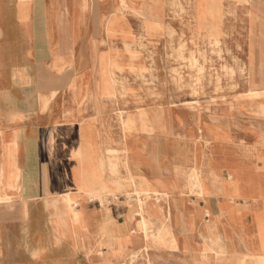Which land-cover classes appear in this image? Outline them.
I'll return each mask as SVG.
<instances>
[{
	"label": "rangeland",
	"instance_id": "rangeland-1",
	"mask_svg": "<svg viewBox=\"0 0 264 264\" xmlns=\"http://www.w3.org/2000/svg\"><path fill=\"white\" fill-rule=\"evenodd\" d=\"M156 1L48 0L47 4L28 5L31 14L43 12L48 17L44 21L49 26V41L42 43L45 62L60 65L56 69L59 78L69 71L75 79L74 90L66 84L59 85L54 103L60 108L56 107L51 117H44L45 127L52 123L57 129L53 137L56 161L51 163L50 172L53 175L55 167H59V193L44 197V211L41 216L38 212L42 229L12 231V235L28 237L23 248L31 247L37 234L42 236L43 264H87L84 244L79 241L81 236L74 233L71 219L58 216L60 210L66 211L63 193L79 188L76 164L69 151L79 144L80 126L84 123L91 122L87 131L91 139L98 141L95 146L100 151L128 143L131 160L143 166L161 154L159 165L172 180L181 179L174 164L180 165L184 156H196L220 164L235 160L243 171L264 181V0ZM113 16L118 28L109 33L106 22ZM33 22L29 20V24ZM41 30L46 32V27ZM26 39L27 47H39L35 36ZM109 56L114 60L121 91L117 96L107 91L106 69L99 60ZM69 109L74 112L72 119L66 117ZM120 110L136 120L146 114L147 124L149 121L154 129L152 134L142 131L140 122L125 132L118 120ZM44 134L45 140L49 139L50 133ZM211 136L221 142L210 143ZM43 149L45 162L53 161L48 158L51 152L47 144ZM105 169V178H113ZM120 175L125 177L124 168ZM152 200L167 209L169 202L165 199ZM84 203L94 214L101 209L98 200L85 199ZM128 203L125 191L104 207L123 221ZM188 235L190 242L181 244L179 251L169 244L149 248L154 264H192L196 263L194 258L210 264L199 229H191ZM85 247H89L91 255L99 250V244ZM78 250L82 256L73 259V252ZM137 263L146 264L141 256L134 264Z\"/></svg>",
	"mask_w": 264,
	"mask_h": 264
},
{
	"label": "crops",
	"instance_id": "crops-1",
	"mask_svg": "<svg viewBox=\"0 0 264 264\" xmlns=\"http://www.w3.org/2000/svg\"><path fill=\"white\" fill-rule=\"evenodd\" d=\"M30 3L47 4L48 0H0V264H23L22 260L43 264V261H40L42 259V236L37 234L34 239L32 238L34 241L31 243L35 246L32 244L28 250L27 247H22L23 244H27L28 237L21 234L12 235V231L17 232L18 229L25 231L29 227L42 229L43 224L40 221V216L44 211V197L59 193V167H55L53 175L50 172L51 163L56 161L53 137L57 129L52 123L45 127L44 117L48 115L51 117L57 110L54 102L59 94L57 91L59 85L66 84L70 89H75V79L69 75V71L64 76L61 74L62 76L59 78L56 69L60 65L55 61H52L51 64L45 62L42 43L44 40L49 41V26L44 21L48 17L43 16V12L31 14L28 6ZM29 20L34 22L29 24ZM44 27H46V32L43 33L41 29ZM29 35L35 36L39 47H27L26 38ZM48 51L52 52L49 48ZM72 116H74V112L71 113L69 109L66 117L72 119ZM148 126L147 131L144 128L142 131L145 130L152 134L154 129L150 125ZM45 132L50 133L47 140H45ZM88 133H90L89 129ZM208 140H211L210 143L213 144L221 142L215 136H211ZM88 141L94 142L96 145L98 143L97 140L91 139V135ZM45 144L51 152L48 158L53 161L45 162L43 149ZM160 155L146 166L140 165L135 159L131 163L137 180L146 178L154 190L162 186L174 190L176 189L175 184L178 186L176 193H173L171 198L165 199L169 202L165 210L160 205L156 206V202L152 198L145 201V209L150 212L155 223L157 219L158 222L160 219L164 221L172 202L179 216V224L177 226L175 223L174 226L180 244L190 242L188 231L193 228L199 229L204 243H207V228L211 227L223 238L231 259L235 260L236 257L244 256L246 254L245 242L256 234L253 224L256 213L255 204L252 200L246 202L242 198L227 199L222 194L224 179L235 180L239 188L247 193L259 191V186L264 184V181L243 171L235 160H230L227 164H220L213 159L196 156H184L180 165L176 162L175 169L178 173L180 172L181 179L180 181L172 180L159 165L162 158ZM194 165L203 171L207 188L212 194L198 197L186 187L188 180L186 173ZM55 179L56 183L51 182ZM127 188L132 189L129 185L125 188L122 181L112 180L109 183L106 178L100 183H85L84 190L89 196L86 199L98 200L101 206L99 212L94 214L82 201L77 203V209L71 216L73 228L81 236L79 241L84 244L83 255L87 264H92V255L89 247L86 250L85 245L91 247V245L104 242L103 234L108 228H115L120 234L118 236L122 239V245H119V239H116L114 250L112 247H102V255L105 253L106 258L100 257L107 261L104 264H134L140 260V256L144 258V261L146 260V252L142 251L146 240L140 233L139 225L142 218L140 207L135 203L132 205L128 203L125 219L119 221L111 213L114 221L113 225H108L106 207L102 206L99 199L92 197V195L106 196L113 191L116 194H121ZM178 195L185 197V202L181 206ZM194 196L196 198H192ZM191 198L196 199L195 202L187 204L188 200L192 201ZM62 200L66 211L60 210L58 216L66 215L70 218L68 205L63 198ZM45 201L49 202L47 198ZM194 208L210 210L211 216L191 223L189 213ZM38 212L40 216H38ZM168 221L170 224L173 223L171 219ZM223 221L226 223L224 224ZM158 222L154 229L159 225ZM250 227L251 234H248L247 230ZM123 245L124 247H122ZM231 249H236V253L231 252ZM137 250H140L137 259L131 262L130 255ZM80 251L73 252L72 258L77 259L82 254ZM113 251L117 252L115 256L112 255ZM194 259L196 263L192 262V264H203L196 258Z\"/></svg>",
	"mask_w": 264,
	"mask_h": 264
},
{
	"label": "bare ground",
	"instance_id": "bare-ground-1",
	"mask_svg": "<svg viewBox=\"0 0 264 264\" xmlns=\"http://www.w3.org/2000/svg\"><path fill=\"white\" fill-rule=\"evenodd\" d=\"M154 1H156V0H154ZM123 2L126 3V0H123ZM171 2H169V3H171ZM219 5H221V4H219ZM209 7H210L209 8V12H212L213 5H210ZM170 9H172V8H170ZM22 11H24V10L22 9ZM100 23H101V21H100ZM117 28H118V21H117L116 17L113 16V17L109 18L108 21L106 22L107 31L109 33L110 32H114ZM221 32H222V30H221ZM141 38H142V36H141ZM210 45H212V44H210ZM173 48H175V47H173ZM138 49H139V47H138ZM199 53H201V52H199ZM226 53H227V51H226ZM201 55H203V54H201ZM169 56H171V55H169ZM172 59H173V57H172ZM99 60H100V64L102 65V67H105V69H106V80H107L106 81V84H107L106 88H107V91L109 92L110 95L117 96L118 94H120L121 91H120L118 80L116 78V74H115V71H114V67H115L114 66L115 65L114 64V60H113L112 56H109L107 58L101 57V58H99ZM202 61H203V59H202ZM176 62H178V61H176ZM131 65H132V63H131ZM149 74H150V72H149ZM192 79L194 80V78H192ZM172 80H173V78H172ZM125 83L126 82H124V84ZM120 86H122V85H120ZM175 86H177V85H175ZM178 87H179V85H178ZM253 94L257 95L258 92L257 91H253ZM168 114H169V111H168ZM145 117H147L146 114H145ZM145 117H142V115H141L140 119L138 121V120L134 119L132 116H129V115L126 116L124 114L123 110H120L119 113H118V120L120 122L121 127L123 128V130L125 132L131 131L132 128H134L133 126L136 123H138V122H140L142 128H144L147 131L148 127H149L148 126L149 121H148V124H147V119ZM91 126H92L91 122L84 123V124H82L80 126L79 144L76 147L70 149V151H69V156L71 157L72 160H74V162L76 164L75 172H76V175L78 176L77 179L79 181L78 190H76V191L66 190V192L63 193V199L65 200V202L67 203L68 208H69V217H70L69 220L71 219V216H72L73 212L75 211V209H77V207H76L77 203L82 202V201H84L86 199V197H89L86 194L85 190H84L85 183L86 182H97V183L103 182L105 180V170H106L105 167H106V168H108L110 170V173L113 175V178H108L107 181L109 183L112 180L113 181H117V182H121L122 181L124 186H125V188H126L127 185L131 186V188H132L131 190L124 189L123 192L126 191V196L128 198V202H129L130 205L135 203V205H138L140 207L139 209H140V213L142 215V218L140 220L139 225H140V230H141L140 233L144 236V238L146 240L145 241L146 242L145 246L142 249V251L146 252V255H145L146 264H154L153 259L151 258L150 254H149V247L150 246H161L164 243H168L170 248H172L174 251H179V249L181 248L180 247L181 244H180V239H179L178 235L175 232V226H174L175 223L178 226V224H179V216H178L177 209H175L174 204L171 202V206H170L169 211L167 212L166 217H165L166 220L164 219V221H163L162 219H160L159 222H158V219H157V222L159 223V225L155 229H154V226H155V224L157 222L155 223L153 217L150 215V212L147 209H145V201H146V199L153 198V197H155L156 199H159V198H164V199L171 198L172 194L176 193L178 186L176 185L177 187L174 190L167 189L164 186L154 190V189L151 188V186L148 183L146 178H142L140 181H138L137 178H136V174H135L134 170L132 169V164H131L132 160L130 158V154H131V150H132L131 146L128 143H122L121 146L109 147V148L106 149V151H103V150L100 151L99 148L95 146L94 142L90 143L88 141L90 139V134L88 133L87 128H89ZM250 127H252V125ZM256 128L258 129V127H256ZM122 168H124V170H125V173H126L125 177H122L120 175V172H121ZM186 175L188 177L187 186L186 187H188L190 192L195 193L198 197H205V196H208V195L212 194V192H210V190L207 188L206 180H205L206 177L203 174V171L200 170L199 167H197V165H194V166L190 167V169L187 171ZM223 186L224 187H223V193L222 194H224V196L227 199H229V200H237V199H241L242 198L246 202H247L248 199L253 201V204H255V208H256V213L254 215V223H253L254 227H255V233L256 234H255L254 237L248 238V240L245 242L244 246L246 248V254L244 256L236 257V258H234L233 257L234 255H233V256H231V257H233L235 259V260H233L229 256V251H228V248H227L226 244L223 242V238L219 234H217L215 232L214 228L208 227L207 228L208 237H206L207 248H206V253H205V254H208V256H206V257H208V259L210 258V261H211L210 264H229L228 261L231 262L232 260H233V262L230 263V264H264V184L262 183L261 186H259V193H256L254 191L251 192V193L243 192L239 188L238 183L235 180H232L231 178L224 179V185ZM118 195L119 194H116L113 191V192H109V194L106 195V196L105 195H92V197L99 199L101 204H102V206H105L106 203L111 201V198L116 199L118 197ZM178 197H179V205L181 206L185 202V197H183L182 195H180V196L178 195ZM131 200H133L134 202H132ZM106 209H107V212H108L107 215H106L107 224L108 225H113L114 218H113L110 210L108 208H106ZM210 216H211L210 210H205V211L201 212L200 209L194 208L191 211V220L190 221H191V223H196L199 220L206 219V218H208ZM170 219L173 221L172 224H170V222L168 221ZM211 222H214V221H211ZM217 230H218V228H217ZM250 230H251V227L248 228V230H247L248 234H251ZM105 232L106 233L103 234V237H105V241L100 243L99 244V250H97L94 254H92V257H91L92 258V260H91L92 264H104V263H107V261L103 260V259L106 258L105 257L106 255H105V253H104V255H102V253H103L102 247H108V248L112 247V249L114 250L113 247H114L116 239H119L118 240L119 245H122V239L118 236L120 234L117 233L115 228H112V229L108 228L107 231L105 230ZM74 233L76 234V236L80 235L75 230H74ZM122 247H124V245ZM126 247H128V246H126ZM139 251L137 250V252H133L130 255V261L131 262H133V261H135L137 259ZM116 253L117 252L113 251L112 255L115 256ZM100 256H102L103 259H101ZM160 261H162V260H160ZM172 263L173 262H171V264ZM137 264H139V263H137ZM176 264H179V263H176Z\"/></svg>",
	"mask_w": 264,
	"mask_h": 264
}]
</instances>
